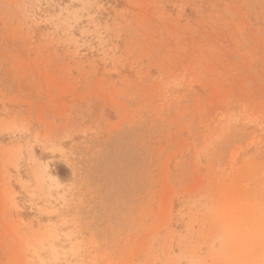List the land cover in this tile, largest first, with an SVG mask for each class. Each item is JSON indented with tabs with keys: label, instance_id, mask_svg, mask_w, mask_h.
Returning a JSON list of instances; mask_svg holds the SVG:
<instances>
[{
	"label": "rangeland",
	"instance_id": "1",
	"mask_svg": "<svg viewBox=\"0 0 264 264\" xmlns=\"http://www.w3.org/2000/svg\"><path fill=\"white\" fill-rule=\"evenodd\" d=\"M0 264H264V0H0Z\"/></svg>",
	"mask_w": 264,
	"mask_h": 264
}]
</instances>
